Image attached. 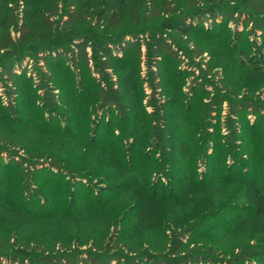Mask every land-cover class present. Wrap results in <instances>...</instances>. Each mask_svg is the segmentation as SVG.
Returning a JSON list of instances; mask_svg holds the SVG:
<instances>
[{
  "label": "rangeland",
  "instance_id": "374dc122",
  "mask_svg": "<svg viewBox=\"0 0 264 264\" xmlns=\"http://www.w3.org/2000/svg\"><path fill=\"white\" fill-rule=\"evenodd\" d=\"M165 1L175 11L191 5L190 0ZM196 3L206 13L191 21L188 33L159 31L140 37L141 70L135 86L131 79H125L127 70L120 72L115 57L87 48L93 55L90 67L95 66L91 72L101 85L93 110L84 122L95 125L97 114L101 113V131L106 127L113 131L116 127L124 128L123 134L120 128L115 133L121 135L125 144L137 141V135L129 132L131 124L146 130L148 142L143 152L158 160L162 200L147 199L136 186H127L123 196L109 199V193L103 195L100 190L114 184L92 180L87 181L90 189L68 181L65 192L61 189L65 179L55 177L48 168L37 170L40 167L34 166L28 152L13 146L34 138V134L15 133L19 122L30 125L35 115V110L24 102V94H30L29 84L38 85L39 91L31 93L36 104H49L47 93L55 97L63 94L62 90L52 89L59 72L56 65L75 71L74 48L63 44L46 54L40 52L32 60L23 61L15 74L0 67V205L5 203L10 215L15 211L27 215L10 217V222L0 225V254L4 263L11 264V257L20 256L21 252L28 259L23 264L264 262L258 260L260 255L264 256V243L253 239L255 235L247 231L242 219L248 212L245 210L252 208L247 186H222L218 182L224 181V175L213 177L216 155L209 164L203 160L212 147L217 148L216 153L224 150L220 168L233 167L238 175L243 166L264 162L259 150L264 146V0ZM157 6L159 3L156 9ZM11 7L12 16L6 23L14 31L21 24L24 10L17 2ZM211 7L208 13L206 10ZM83 26L81 19L72 25L73 30ZM108 26L112 27L102 21L95 27L98 35L106 37L117 31ZM52 37L44 40L51 42ZM117 52L121 53L112 47L111 54ZM118 85L120 100L114 95ZM56 106L51 107L55 113L38 111L40 120L68 126L69 108L60 106L58 111ZM187 110L201 117L197 118L200 127L194 131L196 149L192 150L197 173L185 160L189 152L184 146L189 141L185 121L180 119L182 129L178 126L181 112ZM125 144L124 149L128 148ZM170 146L175 153L165 156L164 150ZM263 172L260 169L255 174ZM194 173L196 181L203 180L201 187H195V181L192 184ZM174 175L184 176L185 185L174 184ZM51 177L59 184L48 182ZM41 185L47 194L41 192ZM19 197L24 204L8 207ZM66 207L73 208L70 217L59 211Z\"/></svg>",
  "mask_w": 264,
  "mask_h": 264
},
{
  "label": "trees",
  "instance_id": "16d2710c",
  "mask_svg": "<svg viewBox=\"0 0 264 264\" xmlns=\"http://www.w3.org/2000/svg\"><path fill=\"white\" fill-rule=\"evenodd\" d=\"M197 1L207 0H190L189 7L186 5L181 8L182 11H175L174 8L170 9L165 0H0V67L3 71L15 74L14 70L20 67L23 61L32 60V57L40 52L46 54L49 50H56L63 44L76 50L75 71L69 68L62 70L59 65H56L59 72L56 73L57 76L54 75L56 79L54 80L55 85L52 84V89L62 90L63 94L56 98L47 93L46 101L49 104L39 102L36 104L32 100L34 95L31 96V93L39 91L38 85L29 84L30 94L29 96L24 94V102L35 110V115L32 117L30 125L19 122L20 126L15 128L17 130L15 133L19 136L27 133L28 135L34 134V138L29 142L12 143L13 146L28 152V155L34 160V166L40 167L37 170L48 168L54 171L55 177L65 179L66 182L61 185V189L65 192L68 181L72 180L75 185H85L90 189V186H87V181L92 180L100 181L102 184H114L112 188L100 190L103 195L109 193V199L123 196L127 186L129 188L136 186L147 199L162 200L164 196H160V193L163 188L158 186L163 185V181L160 179L161 172L157 171L158 160L143 152L144 146L148 142L146 138L148 132L139 130L134 127L135 124H131L129 126L131 128L128 127L129 132L137 135V141L125 144L121 135L115 133L116 129L119 130L120 127H116L114 131L112 127H106L104 131H101L99 124L101 113L97 114L95 125L84 122V117L90 109L93 110L95 94L101 85L99 81H96L95 73L91 72L95 66L90 67L93 55L92 52L87 51V48L95 49L105 56L115 57L119 61L120 72L123 73V70H127L124 77L127 81L131 79L135 86V80L141 70L140 37L147 34L151 36L159 31L188 33L191 29V21L201 15L200 13H206L203 12V9L197 8ZM16 2L22 7L24 13L21 24L19 23L15 30L11 31V26L9 27V23L6 21L11 18V6ZM158 3L159 6L156 9ZM213 9L215 10V7ZM211 10L212 7L206 11L211 13ZM80 19L84 26L73 30L72 25ZM102 21L105 26L110 24L115 29L117 28V31L106 37L98 35L95 27H98ZM50 35L53 36L51 42H46L44 39ZM125 45H128L129 48L126 49ZM112 47L117 48L121 53L117 52L118 54L112 55ZM60 75L63 76L62 79L59 78ZM58 78L60 81L57 80ZM119 90L120 85L114 89V95L118 100L122 99ZM52 106H56L58 111L60 106L69 108L68 126L54 125L49 120L47 122L40 120L37 112L48 110L50 113H55ZM197 118L201 120L199 113L197 117V113H193L191 110L182 111L178 123L182 129L180 119L185 121L184 128L186 132H189V141L184 143L186 147L184 148L189 150L185 160L187 166L194 168L195 173H197L196 158H194L195 154L192 150L196 149L194 131L200 127ZM167 125L171 128V123ZM123 129L120 128V134L124 133ZM168 131L166 130V132ZM124 144L128 148L124 149ZM216 149L212 147L203 155L204 163L209 164L208 161L215 154L218 162H214L217 170L213 177L224 175V181L218 182L217 180V182L228 188H233L237 184L247 186V191L250 193L248 199L252 201V208L245 210L248 212L243 214L242 219L245 222L243 223L247 231L255 235L253 239H259L264 243V172L260 175L255 174L260 169L264 171V162L257 161L243 166L241 175H238L233 167H227L225 170L220 168L224 150L216 153ZM259 150L264 155V146H261ZM164 153L165 156H169L175 151L170 146L166 151L164 150ZM45 160L47 163L50 161H54V163L50 162L51 164L47 165L43 162ZM212 168L210 169L212 170ZM176 170L180 173V168L177 167ZM195 173L192 184L195 181L197 183L195 187H201L203 180L196 181ZM8 179L11 180L10 177ZM47 181L54 185L59 184V181L52 177ZM185 181L184 176L181 178V176L174 175L173 177V183L177 186L181 185V182L185 185ZM24 188L26 190V187ZM41 188V192L47 194L44 185H41ZM54 189L57 190L56 187ZM19 204H24L21 197L8 207H19ZM7 209L5 203L0 205V225L4 221H7L6 224L10 222V217L16 218L17 215H23L20 211H15L10 215L6 211ZM59 211L62 216L70 217L73 208L71 210L70 207H66L65 211L60 209ZM5 214L3 220L2 217ZM19 219L16 220L19 222ZM2 258L0 254V264H6ZM11 260V264L16 261L20 264L28 262L27 254L22 252L20 256L16 254L11 257ZM258 260L264 261V256L260 255ZM261 263L264 264V262Z\"/></svg>",
  "mask_w": 264,
  "mask_h": 264
}]
</instances>
